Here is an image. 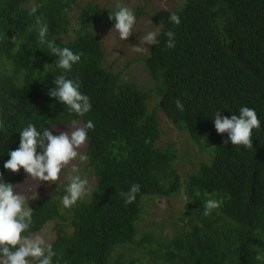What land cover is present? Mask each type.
I'll return each instance as SVG.
<instances>
[{
	"label": "trees",
	"instance_id": "obj_1",
	"mask_svg": "<svg viewBox=\"0 0 264 264\" xmlns=\"http://www.w3.org/2000/svg\"><path fill=\"white\" fill-rule=\"evenodd\" d=\"M32 4L41 5L35 15L29 14ZM117 10L91 1L0 0L3 180L17 185L25 175L3 165L29 123L54 135L73 119L95 126L88 131V158L79 171L92 180V194L65 208L68 181L52 182L51 192L31 207L33 225L25 235L53 222L49 241L58 254L53 264H264L256 259L264 254V0H182L152 15L160 23V43L149 45L143 63L158 106L175 128L186 131L196 151L207 152L196 166L190 162L185 177L176 165L181 156L174 143L158 142L162 129L156 111L148 108L147 91L103 63L96 29L114 25L109 14ZM172 13L179 25L170 21ZM37 17L48 26L49 42L83 53L70 72L59 69L58 57L39 43ZM168 31L175 33L171 49L165 46ZM61 74L78 79L90 98L92 108L84 117L48 95ZM243 106L253 108L261 121L260 129H253L251 149L224 144L227 133L214 127L217 110L230 118ZM133 184L140 192L125 204L120 193ZM181 190L186 202L168 231L165 221L156 234L138 230L144 200ZM208 199L222 203L205 216ZM115 247L125 250L113 255Z\"/></svg>",
	"mask_w": 264,
	"mask_h": 264
},
{
	"label": "clouds",
	"instance_id": "obj_2",
	"mask_svg": "<svg viewBox=\"0 0 264 264\" xmlns=\"http://www.w3.org/2000/svg\"><path fill=\"white\" fill-rule=\"evenodd\" d=\"M39 4H32L29 14L35 15ZM117 11L109 14V19L114 20V28L121 40H126L132 33L136 24V16L131 8L117 4ZM176 25L180 24V18L176 13L169 17ZM38 37L41 45H47L52 55L58 57L56 66L63 72H70L73 65L81 60L83 53H74L68 47H58L49 42L46 37L48 26L36 18ZM158 31H148L143 37L144 45H159ZM166 48L171 49L176 45L175 33L166 32ZM15 36L11 38L14 42ZM133 51L144 53L146 47L135 45ZM54 87L48 91L50 97L56 98L67 106L69 113L78 117H84L91 111L90 98L80 91L81 84L78 79L67 78L64 74L58 75L54 81ZM175 105L183 111L184 105L177 99ZM68 130H60L54 135L50 128L38 131L34 124L29 123L20 134L19 146L8 152L9 159L4 163L6 170L16 173L23 168L27 177L32 181L57 182L61 179L64 169L71 167L73 175L68 177L66 194L62 197L65 208L73 207L78 201L92 194L87 178L79 175V168L74 163L77 159L86 161L87 155L84 149L88 144V131L94 129L92 120L81 122L73 119L69 123ZM214 127L217 133H227V140L232 145H242L247 149L253 148V129L259 130L261 121L253 108L243 106L239 109V115L232 114L222 116L220 110L214 114ZM37 148L40 151H37ZM16 185L5 182L0 174V264H53V258L57 252L53 243L41 233H28L33 225V209L28 201L37 196L32 189L35 184H29L22 191H15ZM31 191V195H29ZM140 192V185L133 184L127 192H121L125 197L124 203L131 204L136 200ZM222 201L208 199L204 204V215L208 216L214 209L221 206ZM256 259L264 262V254H257Z\"/></svg>",
	"mask_w": 264,
	"mask_h": 264
},
{
	"label": "rangeland",
	"instance_id": "obj_3",
	"mask_svg": "<svg viewBox=\"0 0 264 264\" xmlns=\"http://www.w3.org/2000/svg\"><path fill=\"white\" fill-rule=\"evenodd\" d=\"M91 1L99 8L114 9L117 8V4L126 5L131 8L136 16V24L133 27V33L126 39L121 40L114 25L99 27L96 29V33L104 47V60L103 63L106 67H111L113 70L120 72L121 79L135 82L140 88L147 91L149 98L147 105L149 109L155 110L160 126L162 129L158 142L164 144L165 141H172L179 151L181 156L180 163L178 164L181 176L185 177L193 162L196 166L201 160H206L207 152L199 153L196 151L194 142L189 139L186 131L175 128L169 120L164 116L163 111L158 106V94L155 90V83L152 81L146 71L143 63V58L148 52L149 45L143 44V37L148 31H158L160 23L156 21L152 15L161 9H174L178 7L182 0H79V4L83 5ZM79 8H76L78 10ZM138 11V12H137ZM74 13H77L75 11ZM139 45L147 48L144 53H137L133 51V46ZM69 125H62L57 128L58 133L60 130H68ZM84 151V150H83ZM196 151V152H195ZM77 162V163H76ZM80 169L85 161L77 159L74 161ZM19 171H24L21 168ZM65 174V175H64ZM73 175L71 167L63 171L59 184H66L68 177ZM92 180H89V185ZM29 184H35V188L32 189L36 192L37 196L34 200H29V206L32 207L38 199L43 195L51 192L52 182L45 181H32L27 177L26 173L24 177L20 179L16 185L15 191H22L28 187ZM31 195V191L28 193ZM185 197L181 190L177 195L168 198H148L144 200L143 214L140 219V225L138 230L150 231L154 234L158 233L160 225L165 221L166 231L169 230L170 222L173 221L179 213V208L185 203ZM53 222H48L39 231L35 233H41L47 240H51L54 237ZM34 234V233H32ZM125 250L122 247H115L113 255ZM125 258L126 255H125ZM32 264H36L32 261Z\"/></svg>",
	"mask_w": 264,
	"mask_h": 264
}]
</instances>
